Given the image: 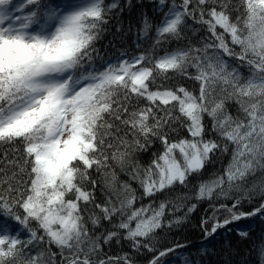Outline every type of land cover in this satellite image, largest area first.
I'll use <instances>...</instances> for the list:
<instances>
[{"label":"snow or ice","instance_id":"6c2138e0","mask_svg":"<svg viewBox=\"0 0 264 264\" xmlns=\"http://www.w3.org/2000/svg\"><path fill=\"white\" fill-rule=\"evenodd\" d=\"M117 10L120 0H0V148L13 153L0 155V214L27 233L0 226V264H135L104 252L122 240L164 264L185 245L161 249L158 232L203 201L205 238L264 220V175L249 183L264 173V0H157L159 22L141 14L151 44L111 62L96 44ZM176 76L198 89L168 83ZM177 126L188 135L171 139ZM156 140L162 151L140 163ZM218 154L222 171L166 195Z\"/></svg>","mask_w":264,"mask_h":264},{"label":"trees","instance_id":"16d2710c","mask_svg":"<svg viewBox=\"0 0 264 264\" xmlns=\"http://www.w3.org/2000/svg\"><path fill=\"white\" fill-rule=\"evenodd\" d=\"M111 2L112 0H106V3ZM156 3L157 0H131L129 4L128 0H120L123 11L117 10L113 13L112 19L106 26L107 30L102 33L100 40L96 44V47L99 49L100 57L103 60L114 61L116 58L120 57L122 53L128 56L137 55L151 44V36L154 35V32L149 34V38H144L140 34V29L142 27L141 14L146 11L147 15L152 18L154 22H159L160 14L154 12ZM189 23L192 24L193 22L189 21ZM193 26L198 27L197 25ZM188 35L192 43H196L200 36L204 35V32L201 31L196 35H192V33L189 32ZM183 43L186 44L187 41ZM137 44L140 45L139 48H137ZM171 47H175V43L171 45ZM157 54L162 55L163 52L160 51ZM101 62L100 60L97 61L98 64ZM242 71L246 70L242 69ZM168 83L183 85L190 89H198V84L195 81L183 79L179 76H176ZM231 110L235 111V107L232 106ZM206 123L210 124L207 118ZM169 134L171 139H177L188 135L184 129L178 126L175 131L169 129ZM6 150L8 151L9 159H12L13 153L10 149L0 148V155ZM158 151H162V146L160 142L156 140L147 151L137 153L136 158H138L140 163L147 165L152 158V154ZM228 159V155L220 156L218 154L213 158L212 162L205 167L202 174L193 175L189 178L187 187L176 185L166 195L170 198H175L181 194H190L193 191V185H196L198 181L208 179L213 172L222 171ZM0 167H5V165H0ZM115 167L118 179L120 181H128L129 175L126 172H122L118 166ZM11 171V168L7 169L9 175ZM262 175H264V173L258 172L255 177L249 178V183H251L252 180L260 179ZM131 183L134 188L140 191L135 181ZM96 196L98 202L104 199V195L99 186L96 189ZM163 198V196L158 195L155 200L158 202ZM148 202V198L143 200L145 204ZM245 207H248V205H245ZM206 209H209V202H200L196 211L189 214L183 224L171 228L165 227L158 232L157 246L161 249L174 247L176 244L185 245L184 247L177 248L174 252L165 257L164 264H260L259 251L260 248L264 246V220L260 217L241 220L230 225L229 228L219 230L214 236L205 238L201 230L200 221L202 216L205 215ZM177 214L183 215V212ZM167 218L172 219L171 216ZM3 219L4 217L2 220ZM2 220L0 219V221ZM104 227H108L106 222L104 223ZM13 228L16 232L19 230L26 236V233L23 232V229L19 226H13ZM101 230L100 228L96 229L98 233ZM237 230L248 232V236L242 237L238 235ZM52 251L58 252V249L53 245ZM34 252L35 249L33 250V253ZM104 252L112 256L129 253L133 257L135 264H147V261L152 255L143 249L139 252L134 251L130 247L129 242L123 240L120 244L113 241L111 245H105ZM57 259H59V257H57Z\"/></svg>","mask_w":264,"mask_h":264},{"label":"rangeland","instance_id":"374dc122","mask_svg":"<svg viewBox=\"0 0 264 264\" xmlns=\"http://www.w3.org/2000/svg\"><path fill=\"white\" fill-rule=\"evenodd\" d=\"M2 214H0V216H1ZM3 216V215H2ZM4 218H5V220L7 221V220H12L11 218H9V217H5V216H3ZM13 221V220H12ZM13 223L15 224V225H18L15 221H13ZM26 236H27V233H26Z\"/></svg>","mask_w":264,"mask_h":264}]
</instances>
